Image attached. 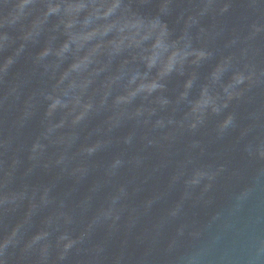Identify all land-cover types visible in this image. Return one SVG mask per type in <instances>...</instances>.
I'll return each mask as SVG.
<instances>
[{
    "label": "water",
    "instance_id": "1",
    "mask_svg": "<svg viewBox=\"0 0 264 264\" xmlns=\"http://www.w3.org/2000/svg\"><path fill=\"white\" fill-rule=\"evenodd\" d=\"M0 264H264V0H0Z\"/></svg>",
    "mask_w": 264,
    "mask_h": 264
},
{
    "label": "clouds",
    "instance_id": "2",
    "mask_svg": "<svg viewBox=\"0 0 264 264\" xmlns=\"http://www.w3.org/2000/svg\"><path fill=\"white\" fill-rule=\"evenodd\" d=\"M85 7V5L80 4V5H75L70 7L69 11H76L79 12L80 10H82ZM54 11H58V9H50L49 14H51ZM108 14H111L110 12ZM69 27H71V25H69ZM95 35V33L90 34L89 36L84 37V39H89L91 38V36ZM146 38V37H145ZM159 46V44H158ZM63 51H68V45H65V48L63 49ZM43 56H47L48 52L46 51L45 53L42 54ZM203 53L200 54L201 58L203 57ZM157 60V56L154 55L152 57L149 58V67H152L155 65ZM183 61V57H181L180 53H175L173 54V56L169 59L167 65L165 66L164 71L161 73V78H163L164 76L170 74L173 70H175L176 66L178 63L182 64ZM11 63V61H10ZM90 63V60L88 58H85L84 60H82L81 62L74 64L72 66V71L75 72H82V71H86L88 64ZM238 83H242V79L237 81ZM83 87H87V83H85L84 85H82ZM191 86V84H189V87ZM164 87V85L162 83H160L159 81H153L152 83L146 85V86H142L140 89H138L137 91H146L149 94H151L152 92L157 91L158 89H162ZM137 91H134L132 93H130V96L127 98H121V100L119 102L121 103H127L130 102L132 98H134L137 95ZM64 106L62 105L60 100H56L53 104V109L57 108V107H61ZM208 106V101L207 103L202 104L199 109L197 111H202L204 109H206ZM90 105L86 107V110L90 109ZM83 117H78L79 119H82ZM230 123V121L228 122ZM227 126V124L225 125V127ZM193 127H195V125H193ZM90 151H94V150H90Z\"/></svg>",
    "mask_w": 264,
    "mask_h": 264
}]
</instances>
